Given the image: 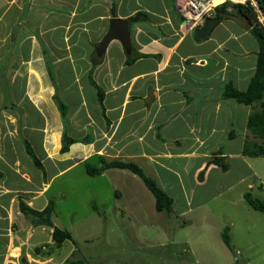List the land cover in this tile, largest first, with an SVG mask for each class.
I'll return each instance as SVG.
<instances>
[{"label":"crops","instance_id":"crops-1","mask_svg":"<svg viewBox=\"0 0 264 264\" xmlns=\"http://www.w3.org/2000/svg\"><path fill=\"white\" fill-rule=\"evenodd\" d=\"M183 2L0 0V264L42 263L26 246L39 228L45 232L44 226L30 219L36 229L29 231L18 201L43 210L47 204L37 208L35 201L75 166L131 161L150 169L149 177L170 192L172 185L183 190L187 178L203 185L213 171H221L207 166L218 151L227 161L244 156V141L237 152L218 144L207 151V143L220 134L228 141L236 138L241 105L222 93L228 84L247 88L257 43L244 44L250 33L233 19L197 38L195 31L204 23L187 26ZM114 18H136L131 48L114 39L98 55ZM219 28L223 33L215 34ZM22 46L25 55L16 56ZM64 139L73 141L66 152L61 151ZM23 140L44 174L28 166ZM51 233L49 228L51 241L43 249L54 246ZM46 256L49 261L51 255Z\"/></svg>","mask_w":264,"mask_h":264},{"label":"rangeland","instance_id":"rangeland-1","mask_svg":"<svg viewBox=\"0 0 264 264\" xmlns=\"http://www.w3.org/2000/svg\"><path fill=\"white\" fill-rule=\"evenodd\" d=\"M214 33L222 34V28ZM246 38L247 46L256 42L250 34ZM15 55H25L24 46ZM247 109L241 105L236 138L228 141L224 134L216 135L208 140L207 151L218 144L225 152H237L249 133L244 121ZM247 138L252 139L250 134ZM225 161L228 174L215 170L203 185L191 184L187 178L183 190L177 185L170 187L171 194L166 190L173 200L170 215L156 211L152 194L129 170L109 169L104 176H89L85 165L75 166L53 179L34 203L39 208L53 201L51 220L72 240L42 249V257L36 256L35 247L51 241L49 227L44 226L45 232L39 228L29 239L27 253L40 264H62L68 258L85 264H264V213L244 199L249 192L264 202V156ZM26 162L31 170L41 171L30 157ZM143 171L151 174L147 167ZM27 225L29 231L36 229L30 222ZM225 228L230 248L222 240ZM27 234L24 229L22 235Z\"/></svg>","mask_w":264,"mask_h":264},{"label":"trees","instance_id":"trees-1","mask_svg":"<svg viewBox=\"0 0 264 264\" xmlns=\"http://www.w3.org/2000/svg\"><path fill=\"white\" fill-rule=\"evenodd\" d=\"M255 2L262 14H264V0H255ZM212 18L218 19L219 22L225 19L235 20L253 36L257 43L258 51L255 70L247 88L245 90H238L228 84L223 90L222 97L224 99L234 100L240 105L252 108L246 120V128L252 139L246 138L244 140L242 155L262 157L264 156V27L259 24L254 8L249 1L245 4L234 3L230 0L223 1V3L215 7ZM128 62H130V60ZM72 142L71 139H64L61 151L66 152L68 146ZM23 143L25 150L34 165L44 174L43 165L33 153L29 143L26 140H23ZM222 154L221 151L214 154V156L208 161L207 166L213 165L218 167L222 172H226L229 166ZM109 169L129 170L132 172L140 178L144 186L152 194L156 211L164 212L167 215L172 213V198L164 191L155 179L147 176L137 164L131 161H106L104 159L100 161L99 167H95L89 163L85 164V172L89 176L101 175L104 171ZM203 179L204 169L197 174V180L199 182L203 181ZM244 199L252 209L264 213V202L257 198H253L249 192L244 194ZM54 206V202L50 200L43 210L37 211L28 206L22 199H19L18 201V209L20 213L25 217H31V220L37 225L51 228L53 245L55 247H60L65 241L72 240V236L68 231L54 226L51 220ZM222 240L226 247L230 248V238L227 233V228L223 231ZM42 249V247H38L35 249V252H41ZM62 264H85V262L81 259L68 258Z\"/></svg>","mask_w":264,"mask_h":264},{"label":"water","instance_id":"water-1","mask_svg":"<svg viewBox=\"0 0 264 264\" xmlns=\"http://www.w3.org/2000/svg\"><path fill=\"white\" fill-rule=\"evenodd\" d=\"M136 20V18L133 19H112L110 21V28L105 37L103 38L102 42L100 43L99 47L97 48V53L100 55L103 53L107 47V45L112 40H118L120 41L121 45L126 49L127 51L131 48V40H130V34H131V24L132 22ZM219 23V20L216 18H209L207 19L203 26L196 29L195 35L197 38H204L206 37L213 28Z\"/></svg>","mask_w":264,"mask_h":264},{"label":"built area","instance_id":"built-area-1","mask_svg":"<svg viewBox=\"0 0 264 264\" xmlns=\"http://www.w3.org/2000/svg\"><path fill=\"white\" fill-rule=\"evenodd\" d=\"M247 1L253 6L259 24L264 27V14H262L255 0H232L234 3L241 4H245ZM216 6L217 5L213 4L212 0H184L180 7V11L187 26L190 28H197L207 19L213 17Z\"/></svg>","mask_w":264,"mask_h":264},{"label":"bare ground","instance_id":"bare-ground-1","mask_svg":"<svg viewBox=\"0 0 264 264\" xmlns=\"http://www.w3.org/2000/svg\"><path fill=\"white\" fill-rule=\"evenodd\" d=\"M224 0H212L213 4L217 5L219 3H222ZM234 1H239V0H234Z\"/></svg>","mask_w":264,"mask_h":264}]
</instances>
